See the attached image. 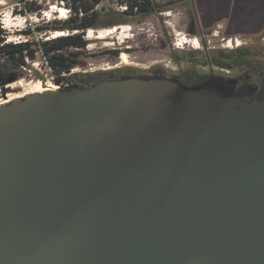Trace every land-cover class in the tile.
Segmentation results:
<instances>
[{"label":"water","instance_id":"obj_1","mask_svg":"<svg viewBox=\"0 0 264 264\" xmlns=\"http://www.w3.org/2000/svg\"><path fill=\"white\" fill-rule=\"evenodd\" d=\"M0 264H264V99L131 76L4 103Z\"/></svg>","mask_w":264,"mask_h":264},{"label":"rangeland","instance_id":"obj_2","mask_svg":"<svg viewBox=\"0 0 264 264\" xmlns=\"http://www.w3.org/2000/svg\"><path fill=\"white\" fill-rule=\"evenodd\" d=\"M153 10L146 13L128 14L120 13L116 10L117 2L113 0H104L100 3L97 11L101 14L102 20H111L113 22L127 21V24H115L106 27H96L99 31L110 30L108 32H102L99 36H95L92 32V38L85 40L87 44L79 50L73 46L67 47L63 50L66 56L73 57L72 54L75 51H80L77 56L79 63L75 64L73 73H84L83 70L95 69V71H105L113 69L112 66L118 65L114 69L134 68L137 72L143 71L146 67H160L172 75L179 73L185 74L186 77L196 75L200 82H207L212 76L214 77H231L239 75V72L250 71L253 67L264 71V24L261 25L257 22L254 28L255 31H248L242 24L231 25L228 30L226 29L229 23L227 19H217L214 22V18L203 14V17L196 19L200 26L195 24L193 28L192 23V2L191 0H153ZM29 3L34 6V10L29 11L30 15H33L37 10L48 11L46 18L36 25V29L33 31L24 30L23 33L8 32L7 37L13 39H29L33 43V49H37L36 60L30 61L29 67H17L8 72H0V106L7 102L11 96L22 94L25 92L26 86L18 85L21 80L24 83L39 81L40 74L57 76V74L50 70L46 64V59L43 51L39 50L38 42L55 39L61 35L55 30H47L46 32H40L37 30L38 26L55 25L59 21H64V18H57L50 12L51 5L55 3V0H0V20L5 17L6 14L11 15V10H14V14H19V9L22 3ZM259 5L264 6V2L258 4L256 2L248 3L245 12L251 16L255 14L252 11L253 8H257ZM163 6V7H162ZM229 14H236L239 12V8L236 11V6H231ZM168 11V15H160V12ZM255 20L261 19V12L257 10ZM22 13L25 14L24 8ZM251 13V14H250ZM89 12L87 15H90ZM29 15V16H30ZM28 16V18H29ZM247 15H245L246 17ZM11 18H8L10 20ZM77 21H80L82 17H77ZM246 18H243L245 20ZM211 20V22L209 21ZM8 23H11L8 21ZM14 25V23H11ZM17 25V24H15ZM118 25H124L123 33L120 32V28L111 30ZM130 25L131 27H128ZM23 27V24H21ZM144 28V29H143ZM208 29V30H207ZM25 31H31L27 33ZM117 31V32H115ZM235 33L234 36L228 35L229 32ZM114 33V34H113ZM246 33V34H245ZM77 34V33H76ZM112 34V35H110ZM104 36V37H101ZM110 36V37H109ZM189 39V44H186L183 50H177L173 43L179 39ZM185 42V40H184ZM231 42V43H230ZM126 45L133 46L134 52H128L125 48ZM115 47H120V59H117V55L109 53ZM238 48H242L244 53H248V60L243 59L244 68L225 67L222 63L225 59L219 58V51H235ZM129 55L130 60L127 57V62H123V53ZM197 53L202 62H197L194 58L181 59L174 61L172 59L173 53ZM227 52V53H228ZM125 53V54H126ZM126 54V55H127ZM188 55V54H187ZM230 55V54H229ZM245 55V54H244ZM112 67V68H111ZM110 68V69H107ZM135 71V72H136ZM136 72V73H137ZM259 73V72H257ZM69 77V74L66 75ZM10 97V98H9Z\"/></svg>","mask_w":264,"mask_h":264},{"label":"trees","instance_id":"obj_3","mask_svg":"<svg viewBox=\"0 0 264 264\" xmlns=\"http://www.w3.org/2000/svg\"><path fill=\"white\" fill-rule=\"evenodd\" d=\"M99 1L100 0H94V5L98 3ZM191 2H192V8H193L192 9L193 14H192L191 19L192 21H194L198 19L197 18L198 15L200 18L203 16H200V14H198L195 0H191ZM94 5L90 4L88 1L84 2V11L86 12V15L80 21H77L76 19L77 17H72L71 19L59 21L55 25L38 26L37 30L40 32H46L49 29L55 30V31L81 30V29H87V28L106 27V26H111L115 24H127L128 23L127 21L116 23L111 20H102L101 14L97 10H94L93 12H91L90 15H87L90 12V10L94 8ZM26 6L28 10L30 11L34 10L33 5L26 3ZM151 10L153 9H151L149 1H145L140 4L138 13H143V12L146 13ZM125 15H127V13H125ZM227 21L229 22L228 19ZM230 24L231 23L229 22L228 25L230 26ZM3 31L4 30L0 27V72H8L17 67L31 68L30 62H27V59L36 60L37 49H33L32 47L33 43L30 41L20 42V43L10 42V43H5L2 45L5 39L4 37L1 36ZM30 32L31 31H27V33H30ZM54 38L55 39H50L47 41H40L38 45H39V49H41L44 55L46 56L49 67L57 74L56 79L58 81H61L67 78L66 76H63V73L70 72V70L74 67V65L79 63L77 56L80 54V51L78 50L74 52L73 57H69L65 55L63 50L70 46H74L76 48L85 46L87 44V40L83 38L82 33H77V34H72V35H67V36L61 35V36L54 37ZM219 52H220L219 58L225 59V61H223L222 63L225 67H233L236 64L238 65L242 64V59H244L242 56L233 55L229 53L228 51H227L228 53L226 51H219ZM187 54L188 53H173L172 59L177 62L181 59L191 58V56ZM243 56L245 57V55ZM127 57L130 60L128 54H127ZM36 73L40 76L39 79L43 78V75L40 74L38 71H36ZM109 73L111 72L101 71V76H106ZM79 75H82V74L76 73L72 77L77 80ZM186 83L188 84L190 82H186ZM74 87L75 86L71 85L69 87H66L65 89H72Z\"/></svg>","mask_w":264,"mask_h":264},{"label":"flooded vegetation","instance_id":"obj_4","mask_svg":"<svg viewBox=\"0 0 264 264\" xmlns=\"http://www.w3.org/2000/svg\"><path fill=\"white\" fill-rule=\"evenodd\" d=\"M241 7L242 5H240L239 7L240 11L242 10ZM209 22H211V20ZM191 24L193 25V28H191V30L195 28V24L200 26L197 20L192 21ZM244 27L246 28L245 30L247 31L246 32L247 34H248V31H253L249 28L250 26H248L246 23H244ZM228 28H229V25L227 24L226 29L228 30ZM234 34L235 33H233L232 31L228 33V35H232V36H234ZM83 47L84 46L80 47L79 50ZM125 48L128 52H134L133 46L131 45H126ZM119 49L120 47H115L112 50H109L108 52L116 54L117 55L116 58L121 60L120 59L121 54H120ZM72 54H74V52ZM231 54L242 56L246 61L248 60L247 57L249 56L248 53L243 52L242 48L236 49L235 51L231 52ZM244 54H245V57L243 56ZM188 55L191 56V58H194L197 62H201V59L199 58L197 53L195 52L188 53ZM244 63L245 62L242 61V64H239L240 66H238L237 68H241L242 70V68H244ZM117 66L118 65L112 66L113 69L107 68L110 70H105V71H110L111 73L107 74L106 76H101V71H95V69H91L90 70L91 72H89V70H83L84 73H78L82 75H79L77 80L72 77L74 74H76V73H73L74 71H71L73 69L72 68L70 72H68L69 77L65 78V80L67 81L68 86L72 85L75 87H85L87 85L94 84L96 82H99L105 79H118V78H125V77H131V76L166 77V78L176 79L181 84L185 86H189V87L216 86L217 88L224 89L227 92H230L231 94L236 95V96H251L253 98L260 99V100L264 99V71L256 67H253L252 69H250V71L246 70V71L239 72V75L237 76H231V77L212 76L207 82L198 83L200 82L201 79L199 80V78L196 75H192L189 77H186L185 74H181V73L177 75H172L157 66L146 67L140 73L137 72L136 69H134L133 67L124 68V69H121L120 67L119 69H114ZM233 67H236V66H233ZM186 82H190V83L187 84Z\"/></svg>","mask_w":264,"mask_h":264},{"label":"built area","instance_id":"obj_5","mask_svg":"<svg viewBox=\"0 0 264 264\" xmlns=\"http://www.w3.org/2000/svg\"><path fill=\"white\" fill-rule=\"evenodd\" d=\"M88 1L90 4L94 5V0H55V3L51 5L50 8V12L52 13V15L57 16V18H64L65 20L67 19H71L72 17H84L86 15V12L84 11V2ZM104 1V0H100L98 3H96L94 5V8L90 10V12H93L94 10H97L98 6L100 5V3ZM117 2L116 5V10L119 11L120 13H128V14H137L139 12V7L140 4L142 2L145 1H149L150 3V7L151 9L154 8V1L153 0H113ZM23 5L19 6V9L21 10V12L19 14L13 15L14 14V10H11V15L9 14V16H7L8 14L5 15V17H3V19L0 20V27L4 30L3 33L1 34L2 37H4V42L2 43H20V42H27L29 41V39H22L18 38V39H13V41H11L12 39L10 37H7L8 32H17V33H23L24 30H30V28L34 31L36 29V25L41 22L42 20H44L47 16V12L48 11H43V10H37L35 11V13L33 15H30L28 8L26 6V2L22 3ZM77 7V9H76ZM24 8V11L26 12L25 14L22 13V9ZM160 15H168L169 12L168 11H163L159 13ZM30 15V16H29ZM29 16V18H28ZM8 18H11L10 20H8ZM8 21H10L11 23H8ZM17 24V25H15ZM21 24H23V27H21ZM124 25H118L113 27L111 30L116 29L118 27L120 28V32L123 33V27ZM128 27H131L130 25H128ZM132 28V27H131ZM110 31L105 30V31H99L96 29H92V28H87V29H81V30H67L66 34L72 35V34H76V33H82L83 34V38H87L86 36L92 32L93 34H95V36H99L100 33L102 32H108ZM27 32V31H25ZM117 32V31H115ZM114 34V33H113ZM112 35V34H110ZM67 36V35H66ZM110 37V36H109ZM11 39V40H10ZM40 43V41L38 42V44ZM179 43H181L180 39L177 40L176 42L173 43V46L177 49V50H183V46L179 45ZM39 47V45H38ZM40 51H42L41 49H39ZM46 59V56H45ZM30 61H35V60H30L27 59V62ZM31 63V62H30ZM46 64L48 66V68L50 70H52L49 65H48V61L46 59ZM71 71H74V69H72ZM43 75V78L40 79V83L42 86H45V88H51L54 87L53 89H65L68 86L67 81L61 80L58 81L56 79V76L52 73H50L51 75H45L43 73H41ZM69 73H63V76L68 75Z\"/></svg>","mask_w":264,"mask_h":264},{"label":"crops","instance_id":"obj_6","mask_svg":"<svg viewBox=\"0 0 264 264\" xmlns=\"http://www.w3.org/2000/svg\"><path fill=\"white\" fill-rule=\"evenodd\" d=\"M252 2H256L258 4L264 2V0H195L196 3V7L198 10V14H200V16L206 15V13L211 16V17H215L214 18V22H217V19H228L229 22L233 25H237V24H242L244 25V23H246L248 26H250L249 28L253 31H255V25L257 24V22H260L261 25L264 24V6L259 5L257 8H253L252 11L255 12V14L253 15H249V13L247 14L245 12V9L248 8L247 4L252 3ZM240 5H242V10L239 12H236V14H229V9L231 6H236V11L238 10V8L240 7ZM240 10V9H239ZM257 10L261 12V19H259L258 21L255 20V16L258 13ZM245 15H247L245 17ZM243 18H246L245 20H243ZM245 21V22H244ZM249 33V32H248Z\"/></svg>","mask_w":264,"mask_h":264},{"label":"bare ground","instance_id":"obj_7","mask_svg":"<svg viewBox=\"0 0 264 264\" xmlns=\"http://www.w3.org/2000/svg\"><path fill=\"white\" fill-rule=\"evenodd\" d=\"M57 32H58V35L64 34L62 31H57ZM87 37L88 38H92L93 36H92V34H89ZM101 37H104V36H101ZM184 40H185V42H184ZM180 41H181V43H179V45H182L183 48H184V46L186 44H189V39L186 38V36H184V38L180 39ZM121 58H122L123 62H127V55L125 53H123V55H122ZM18 85L26 86L25 92H23L22 94H17V95L11 96V98L9 97L10 99L7 102H9L12 99H15L17 97H24L27 94L41 93V92H45L47 90H51V89L54 88V87L45 88V86H42L39 81H33V82H26V83H24L23 81L20 80L18 82ZM7 102H5V103H7Z\"/></svg>","mask_w":264,"mask_h":264}]
</instances>
